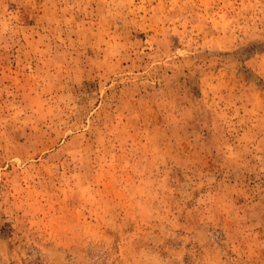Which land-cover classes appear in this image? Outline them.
<instances>
[{
    "label": "rangeland",
    "instance_id": "1",
    "mask_svg": "<svg viewBox=\"0 0 264 264\" xmlns=\"http://www.w3.org/2000/svg\"><path fill=\"white\" fill-rule=\"evenodd\" d=\"M0 264H264V0H0Z\"/></svg>",
    "mask_w": 264,
    "mask_h": 264
}]
</instances>
